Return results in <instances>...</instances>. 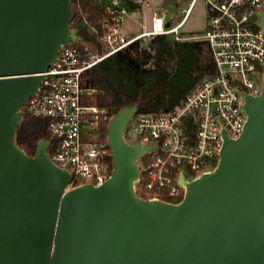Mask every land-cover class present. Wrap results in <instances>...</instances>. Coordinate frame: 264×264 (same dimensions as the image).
I'll return each instance as SVG.
<instances>
[{"label": "water", "instance_id": "obj_1", "mask_svg": "<svg viewBox=\"0 0 264 264\" xmlns=\"http://www.w3.org/2000/svg\"><path fill=\"white\" fill-rule=\"evenodd\" d=\"M71 19V0H0V264H264V73L260 94L242 95L241 135L223 132L216 166L179 177L178 203L135 194L137 162L151 150L124 138L137 103L108 123L113 169L100 186L67 189L48 140L33 156L16 145L20 109L59 49L76 43Z\"/></svg>", "mask_w": 264, "mask_h": 264}, {"label": "built area", "instance_id": "obj_2", "mask_svg": "<svg viewBox=\"0 0 264 264\" xmlns=\"http://www.w3.org/2000/svg\"><path fill=\"white\" fill-rule=\"evenodd\" d=\"M128 2L136 10H150L149 26L142 25L134 36H127L122 29ZM195 2L190 0L187 8L180 10V20L171 25L169 12L150 0H103L100 30L90 29L96 43L78 45L76 37L75 44L59 49L37 92L23 108L31 117L48 120L52 140L48 156L69 173L70 189L81 184L100 186L113 169L105 135L112 116L86 102L95 92L82 87L83 74L139 40L155 36L189 39L181 29ZM204 5V34L191 39L206 42L214 73L195 84L173 110L138 112L125 128L127 143L151 147L137 162L140 173L135 194L141 199L178 203L185 192L179 177L188 183L216 166L222 133L236 140L246 123L242 95L260 94L264 29L259 23L264 0H204ZM126 136L134 141L128 142Z\"/></svg>", "mask_w": 264, "mask_h": 264}, {"label": "trees", "instance_id": "obj_3", "mask_svg": "<svg viewBox=\"0 0 264 264\" xmlns=\"http://www.w3.org/2000/svg\"><path fill=\"white\" fill-rule=\"evenodd\" d=\"M103 0H71L70 28L77 30L78 45L89 47L96 43L91 28L100 30ZM128 10L136 7L128 2ZM185 58L197 75L184 90L175 85L171 74L175 64ZM214 73V66L205 41H175L169 36H155L143 46L136 41L123 50L107 57L87 70L82 76V87L94 90L92 104L106 109L111 116L125 105H139V113H162L180 105L185 94L195 84ZM87 101V99H86ZM22 117L16 130L15 143L26 155L33 156L36 143L45 139L52 152L48 120L27 115Z\"/></svg>", "mask_w": 264, "mask_h": 264}, {"label": "rangeland", "instance_id": "obj_4", "mask_svg": "<svg viewBox=\"0 0 264 264\" xmlns=\"http://www.w3.org/2000/svg\"><path fill=\"white\" fill-rule=\"evenodd\" d=\"M151 4L153 5H162L170 15V23L171 25H175L181 18L180 10L186 9L190 0H150ZM138 23L139 25H135V32L140 31V25H144L146 28L149 26V19H150V10L144 9L138 11ZM128 16H126L127 18ZM205 20H206V13H205V5L204 0H196L194 3L190 14L182 27V35L187 39L186 41H194L197 39H191L193 37H199L204 34L205 30ZM150 39V38H149ZM148 38L141 40L143 46H145L149 40ZM185 41V40H183ZM189 63L185 58L179 60L175 66L173 67L171 78L175 85H180L181 90L185 89V86L188 82H191L193 78L196 77V71L189 69ZM261 76L264 73V63L262 66ZM186 95V94H185ZM90 99V98H89ZM93 95L90 100L86 102L92 104ZM126 140L128 142H133L134 139L131 136H126ZM211 168H209L210 170ZM70 189L69 186H67Z\"/></svg>", "mask_w": 264, "mask_h": 264}, {"label": "crops", "instance_id": "obj_5", "mask_svg": "<svg viewBox=\"0 0 264 264\" xmlns=\"http://www.w3.org/2000/svg\"><path fill=\"white\" fill-rule=\"evenodd\" d=\"M189 4V3H188ZM157 6H162V5H157ZM188 6V5H187ZM138 11L140 10H134V11H129L128 13V17L124 19L123 24H122V29L124 34H126L127 36H134L136 34H138L139 32H135V25H139L138 23ZM142 25H140V30H141Z\"/></svg>", "mask_w": 264, "mask_h": 264}]
</instances>
